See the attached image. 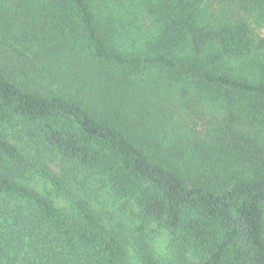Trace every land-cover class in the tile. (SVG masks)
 Returning a JSON list of instances; mask_svg holds the SVG:
<instances>
[{"label": "trees", "instance_id": "1", "mask_svg": "<svg viewBox=\"0 0 264 264\" xmlns=\"http://www.w3.org/2000/svg\"><path fill=\"white\" fill-rule=\"evenodd\" d=\"M253 21L264 0H0V264H130L104 190L177 248L140 226L137 264H264V77L222 63Z\"/></svg>", "mask_w": 264, "mask_h": 264}, {"label": "rangeland", "instance_id": "2", "mask_svg": "<svg viewBox=\"0 0 264 264\" xmlns=\"http://www.w3.org/2000/svg\"><path fill=\"white\" fill-rule=\"evenodd\" d=\"M214 2L216 1H212L211 4H213ZM208 12L210 13V10H208ZM252 26L255 39L258 41L264 40V24H259L253 21ZM208 47L209 49H215L214 47ZM223 58H225V56L222 57L223 68H225L223 70H229V73L237 77L251 78V80H253L255 77H264V75H261L259 71V67H264V42L259 50L252 51L251 54L247 55L244 58H229L226 61ZM50 165L56 171H60L61 169L59 159H57L55 156H52ZM102 195V197H104V205L106 206L107 210H109V212L112 213L115 217L122 220L128 228V232L130 235L128 237V246L130 248V254L133 257L132 259H130V264H137L134 255L133 243L136 242V238L140 236V232H138L139 227L143 225L146 226L145 230L143 231V236L149 242L151 248L155 252V255L158 258L169 261L174 257V254L177 252V248L175 245H172L171 237L168 232L158 227L156 223L147 222L142 219L138 214L133 201L123 198L120 199L112 193H105V190L102 192Z\"/></svg>", "mask_w": 264, "mask_h": 264}]
</instances>
